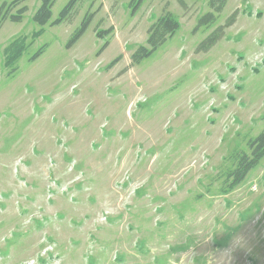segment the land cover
Listing matches in <instances>:
<instances>
[{
    "label": "rangeland",
    "instance_id": "obj_1",
    "mask_svg": "<svg viewBox=\"0 0 264 264\" xmlns=\"http://www.w3.org/2000/svg\"><path fill=\"white\" fill-rule=\"evenodd\" d=\"M41 1L0 26V264H264V158L222 190L264 130V0H228L197 31L210 0H81L53 25L56 0L40 26ZM164 9L180 28L130 66ZM11 45L25 49L7 64Z\"/></svg>",
    "mask_w": 264,
    "mask_h": 264
},
{
    "label": "trees",
    "instance_id": "obj_2",
    "mask_svg": "<svg viewBox=\"0 0 264 264\" xmlns=\"http://www.w3.org/2000/svg\"><path fill=\"white\" fill-rule=\"evenodd\" d=\"M56 0H42L38 9L36 10L33 20L40 26L49 23L53 16L52 7ZM81 0H70L60 12L58 18L51 23L53 25L60 24L65 21H71L74 18L77 5ZM144 0H130V6L133 11H136ZM26 0H12L10 2L2 1L0 3V26L7 20L13 22H21L24 14L28 10ZM228 0H210V11L202 15L197 22L194 31L201 27H209L214 24L218 16L223 12ZM180 5L186 9L187 4L185 0H179ZM96 11H88L84 16L81 24L72 33L67 47H72L85 33L95 18ZM238 10H235L227 17L225 23L215 27L196 47L197 53H206L210 51L217 43H219L226 35V29L233 25L237 19ZM180 28L179 21L175 18L170 10L164 9L161 15L150 25L148 29V37L146 44L139 45L131 54L130 66L140 64L143 60L150 57L160 46H162L168 38L177 33ZM111 29L106 31H99L97 33L99 38H104L110 33ZM108 45L106 41L102 45V50ZM12 47H14L12 49ZM47 45H42L30 58V60L37 59L46 49ZM12 49V50H11ZM25 47L11 45L7 49L6 63L17 60L21 56ZM117 61V59H116ZM115 61V62H116ZM113 62V63H115ZM127 69V68H126ZM15 67L12 68L13 72ZM248 151L238 150L232 156V167L229 168L225 174V179L222 184V190L227 193L238 187L248 176V174L259 165L264 158V130L256 137L248 141Z\"/></svg>",
    "mask_w": 264,
    "mask_h": 264
}]
</instances>
